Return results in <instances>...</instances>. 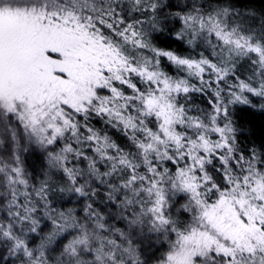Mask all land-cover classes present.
Instances as JSON below:
<instances>
[{"label": "snow or ice", "instance_id": "obj_1", "mask_svg": "<svg viewBox=\"0 0 264 264\" xmlns=\"http://www.w3.org/2000/svg\"><path fill=\"white\" fill-rule=\"evenodd\" d=\"M257 20L237 0H0V264H264V141L232 119L264 110Z\"/></svg>", "mask_w": 264, "mask_h": 264}, {"label": "trees", "instance_id": "obj_2", "mask_svg": "<svg viewBox=\"0 0 264 264\" xmlns=\"http://www.w3.org/2000/svg\"><path fill=\"white\" fill-rule=\"evenodd\" d=\"M238 6L242 9H251L258 20L255 22L258 24L259 20L264 19V0H237ZM162 47L167 45L162 44ZM172 47H176L172 44ZM232 119L235 121L236 127L239 132L244 135L240 137L245 143L264 141V110L256 107H248L245 105H235L232 109ZM27 166L29 171H35L37 178L39 173L43 171L44 161L36 155H30L27 160ZM75 197H73V203L65 205V207H75Z\"/></svg>", "mask_w": 264, "mask_h": 264}]
</instances>
